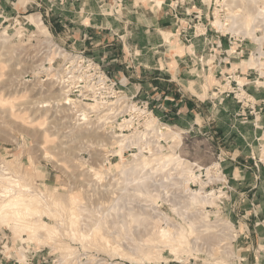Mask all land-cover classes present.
Masks as SVG:
<instances>
[{
	"label": "rangeland",
	"instance_id": "obj_1",
	"mask_svg": "<svg viewBox=\"0 0 264 264\" xmlns=\"http://www.w3.org/2000/svg\"><path fill=\"white\" fill-rule=\"evenodd\" d=\"M245 1L0 0V170L47 210L36 233L0 219V264H264V7L248 27L259 2ZM232 8L243 16L229 29ZM65 52L85 54L120 91L106 121L72 100L95 101L57 98ZM136 102L151 111L143 126ZM141 146L144 179L126 180L118 153L131 163ZM139 180L158 183L155 203ZM181 227L173 249L160 240Z\"/></svg>",
	"mask_w": 264,
	"mask_h": 264
},
{
	"label": "bare ground",
	"instance_id": "obj_2",
	"mask_svg": "<svg viewBox=\"0 0 264 264\" xmlns=\"http://www.w3.org/2000/svg\"><path fill=\"white\" fill-rule=\"evenodd\" d=\"M224 1V0H223ZM249 3H252V5L253 4H257L258 2H259V4L257 5V7H258V10H257V12L255 13L256 15H254L253 14V12L251 11V8L250 9H248L247 10V12L244 14L245 16H244V18H245V21L243 20V22L244 23H246V24H248V27H250V26H253L252 24L254 23V21H255V19L256 18H258L257 17V14L259 15V14H261V10H262V8L264 7V6H262L261 4H263L264 3V0H247ZM241 2H242V0H241ZM246 1L244 0V3H245ZM160 2H158V4H159ZM232 3V2H231ZM231 5H233V4H231ZM264 11V10H263ZM230 13H229V15L230 16H228L229 18H231L230 20H231V27L229 28V29H233V27H234V25H235V21H236V19L238 18V17H241V16H243L241 13H240V11H239V13L238 12H235L234 10H233V8L229 11ZM262 14H263V12H262ZM261 16V15H260ZM264 17L263 16H261V18H259V20H256L257 22H259L260 21V19H263ZM214 23L217 25V26H219V27H223V26H225V24L226 23H224V22H222L221 21V18H219V17H217V19L214 21ZM241 24H242V22H241ZM247 27V26H246ZM253 28V27H252ZM251 29V28H250ZM256 30V29H255ZM248 31V30H247ZM5 32V31H4ZM260 38V37H259ZM3 40H8L6 37H4L3 38ZM239 82H243V81H239ZM65 91L63 90V91H61V93H58L57 94V98L58 97H60V100H61V98L65 101V100H67L66 98L67 97H65ZM64 94V95H63ZM61 95H62V97H61ZM73 101V103H79L80 104V106L83 108V109H88L89 111H90V109H92V112H100L99 113V119L100 120H102V121H106V119L108 118V116H107V113H103V114H101V112L104 110L103 109V107H101V105L100 104H98V103H96V104H94V105H89L88 107H84V105H82L81 104V102H78L76 99L74 100H72ZM105 111V110H104ZM103 111V112H104ZM91 112V111H90ZM98 115V114H97ZM92 117V116H91ZM150 122V121H149ZM147 123V125H148V128H152L151 126H152V123ZM166 128H168L169 129V127L167 126ZM170 130V129H169ZM141 134V133H140ZM140 134L139 133H132V134H130V135H125V134H118V135H115L116 136V138L114 139V141L113 142H116V143H118L120 146H122L124 143H127V141H129V142H131V141H133L134 139H139V137H141L140 136ZM174 135H178V133H174ZM114 136V137H115ZM111 141H112V139H111ZM141 141V140H140ZM143 145V144H142ZM147 146V145H146ZM141 148H142V146H141ZM119 151V150H118ZM144 153H145V151H143V148H142V150L140 151V153H139V155H135V157H134V159H133V161L131 162V163H129L128 161H125L124 160V157H123V154H122V151L120 150L119 151V153L118 154H120V157H121V160H120V165H121V169H120V173H122L123 174V177H125L126 176V180H129V178H128V176H130L129 174H131V173H133V174H137V177L139 176V178L140 177H143V175L145 174V167L148 165V161H150V159L148 158V156H145L144 155ZM161 155V154H160ZM152 156V155H151ZM150 156V157H151ZM165 156H167V154H162L161 156H159V159L157 158L156 159V162H157V160H161V162L162 161H164L163 159H166V158H163V157H165ZM158 157V156H157ZM169 158V157H168ZM154 161H155V159H154ZM166 161V160H165ZM181 161V160H180ZM159 162V161H158ZM181 164H183L182 163V161H181ZM145 168V169H144ZM7 170L6 169H4V168H2L1 170H0V219L1 220H4V221H7V220H11L12 222H14V223H18V222H23V221H26L27 223H24L25 224V226H26V230L27 231H29V232H34V233H36V231L37 230H39V228L37 227V225L39 226V223H38V221L40 220L39 218H37L36 216H38L39 214H41V213H45L47 210H45V206L43 205V203H42V201L36 196V195H34V193L33 194H31V195H26L27 193H26V189H25V187L27 188V186H24L22 189H18V187H17V189H16V187L15 186H17V185H20L19 184V182H18V180H16L15 178H13V177H11V176H9V175H7L8 173L6 172ZM193 173V172H192ZM98 174V173H97ZM120 175V174H119ZM125 175V176H124ZM98 177H97V181H102V178H103V176H101V174H98L97 175ZM134 176V175H133ZM147 176L149 177V175L147 174ZM168 176H169V174H168ZM146 177V176H145ZM148 177H146V178H148ZM193 177L195 178L196 176H195V174L193 173ZM120 178H121V176H120ZM145 178V179H146ZM135 179H137V178H135ZM135 179H133V181L135 180ZM141 179V178H140ZM143 179H144V177H143ZM148 179H150V178H148ZM142 180V179H141ZM141 180H139L138 182L140 183V186L142 185V183H143V181H142V183H141ZM21 181V180H20ZM127 182H129V181H127ZM127 182H125V184L124 183H122V185L124 184L125 186H126V183ZM136 182V181H135ZM163 182H165V181H163ZM132 183V182H131ZM134 183V182H133ZM137 183V182H136ZM169 183V182H168ZM171 183V182H170ZM116 185H117V183H115ZM118 184H119V181H118ZM160 184H162V182L160 183ZM166 184V183H165ZM119 185H121V183L119 184ZM156 186V185H158V183H155V180L154 181H152V183L151 184H149V182H148V184L147 185H143V186H141V188H136V185H135V187H133L132 189H134V188H136V189H141V190H143V192H144V194L148 197V198H146V199H150L153 203H155V201H156V199H157V194H155V193H153L152 192V186ZM170 185V184H169ZM97 186V185H96ZM138 186H139V184H138ZM137 186V187H138ZM139 186V187H140ZM160 186H163V185H160ZM168 186V185H167ZM166 186V187H167ZM6 187H7V189H6ZM15 187V188H14ZM98 187V186H97ZM103 187V186H102ZM106 187V186H105ZM110 187H112V186H110ZM109 187V188H110ZM116 187V186H115ZM165 187V188H166ZM9 188V189H8ZM104 188V187H103ZM108 188V187H107ZM125 188H127V187H125ZM124 188V189H125ZM163 188V187H162ZM155 189V188H154ZM96 190V189H95ZM97 190H99V189H97ZM113 190H114V188H113ZM127 190V189H126ZM125 190V191H126ZM129 190H130V188H129ZM134 191V190H133ZM35 192V191H34ZM38 192V191H37ZM97 192V191H96ZM134 192H136V191H134ZM139 192V191H138ZM190 192V191H189ZM195 192V191H194ZM104 193V192H103ZM113 193V192H112ZM192 193V192H191ZM197 193V192H196ZM200 193V192H199ZM92 194V193H91ZM138 194V193H137ZM168 194V193H167ZM179 191L178 192H173V195H174V198H176L177 196H179ZM48 195V194H47ZM168 195H170V196H172L173 197V195H171V193L170 194H168ZM180 195H184V194H180ZM201 196V195H200ZM192 197H193V199H196V196H195V194H193L192 195ZM204 197H206V198H208V196L206 195H204ZM54 199V198H53ZM57 199V198H56ZM46 200V199H45ZM60 200V199H59ZM52 201V200H51ZM71 202H72V205L73 206H70V207H68V211H69V213L71 214V215H75V214H77V209L75 208V205L74 204H76L75 202L77 201V199H74V198H71V200H70ZM47 202V201H46ZM54 202H55V200H54ZM62 203H65V202H63V201H61ZM61 202H58L57 201V203L59 204V205H62V203ZM119 202H120V200H119V198H116V202H111V204L108 206V208H110V209H112V211L113 210H116L117 211V209H120V205H119ZM51 203V202H50ZM67 203V202H66ZM52 204H53V202H52ZM71 204V203H70ZM58 205V207H60ZM67 205H69L68 203H67ZM55 206H57V204H55ZM65 206V205H64ZM143 206V205H142ZM47 207H48V205H47ZM53 207V206H52ZM63 207V206H62ZM61 207V208H62ZM153 208H154V206H152ZM49 208V207H48ZM57 208V207H56ZM64 208H67V207H64ZM139 208V207H138ZM141 208V207H140ZM51 209V208H50ZM145 209V208H144ZM66 210V209H65ZM142 210V209H141ZM50 211V210H49ZM57 211V210H56ZM61 211V210H60ZM109 211V210H108ZM116 211H114V212H116ZM119 211V210H118ZM59 212V211H58ZM142 212H145V210L143 211L142 210ZM161 212V211H160ZM66 213H68V212H66ZM66 213H65V215H66ZM68 213V214H69ZM107 213V212H106ZM105 213V214H106ZM138 214H139V212H137ZM53 214V213H52ZM79 214H80V212H79ZM79 214H78V216H79ZM132 214H134L133 212H132V210L131 209H129V211H128V216H131ZM142 214H145V213H142ZM141 214V215H142ZM158 214H160L159 212H158ZM161 214H162V212H161ZM165 214V213H164ZM47 215V214H46ZM63 215H64V213H63ZM102 215H104V214H102ZM140 215V214H139ZM56 216V215H55ZM67 216V219L69 218L68 217V215H66ZM70 216V215H69ZM125 216V215H124ZM164 216H166V215H164ZM35 217L37 218V220H35ZM61 217H63V216H61ZM73 217H75V216H73ZM122 218H123V215L121 216ZM64 218V217H63ZM71 218H72V216H71ZM78 218V217H77ZM103 218V217H102ZM101 218V219H102ZM76 219V218H75ZM101 219H100V221H98V225L96 226V227H102V225L104 224L102 221H101ZM0 220V221H1ZM73 220H74V218H73ZM78 220V219H77ZM41 221V220H40ZM39 221V222H40ZM63 222V221H62ZM77 223H79L78 221H76ZM61 223V222H60ZM65 223H67L68 224V220H67V222H65ZM70 223V222H69ZM75 223V222H74ZM73 223V224H74ZM228 223V222H227ZM41 224V223H40ZM224 224V223H223ZM23 225V224H22ZM42 225V224H41ZM44 225H45V222H44ZM46 226V225H45ZM72 226H74V225H72ZM229 226V225H228ZM37 227V228H36ZM44 226L42 225V228H43ZM77 227V226H76ZM75 227V228H76ZM50 228V227H49ZM51 228H53V227H51ZM62 228V227H61ZM37 229V230H36ZM70 229V228H69ZM72 229V228H71ZM44 230V229H43ZM43 230H41V232L43 231ZM53 230H57L55 227L52 229V230H50V231H53ZM75 229H73V231H74ZM46 231H48V227L46 228ZM60 231V230H59ZM76 231H77V229H76ZM44 232H45V230H44ZM57 232V231H56ZM75 232V231H74ZM81 232V231H80ZM85 232V231H84ZM100 232H102V230L100 231ZM38 233V232H37ZM47 233V232H46ZM46 233H44L43 234V236L44 237H47V236H45V234ZM71 233H72V231H71ZM77 233V235L79 234L78 232H76ZM89 233V232H88ZM99 233V232H98ZM98 233H95V235H97L98 236ZM39 234V233H38ZM38 234H37V237H38ZM48 234V233H47ZM68 234V233H67ZM17 235H19L18 233H17ZM33 235V234H32ZM58 235V234H57ZM94 235V234H93ZM100 235V234H99ZM103 235V234H102ZM31 236V235H30ZM42 236V235H41ZM49 236V235H48ZM50 236H52V235H50ZM49 236V237H50ZM55 236V235H54ZM72 236V235H71ZM82 236L84 237L85 236V234L83 233L82 234ZM96 236V237H97ZM111 236V235H110ZM36 237V236H35ZM53 237V236H52ZM74 237V236H73ZM79 237V236H78ZM89 237V236H88ZM93 237V236H92ZM95 237V238H96ZM160 240L163 242V243H165V245H168V246H170L172 249L174 248V244H176L177 242H182V241H185L186 240V234H185V230L184 229H182V227H181V229H180V231H178L177 232V234H175V233H173L172 231H170L169 229H162L161 230V232H160ZM75 238V237H74ZM85 238V237H84ZM91 238V237H90ZM90 238L88 239L89 240V242H90ZM42 239H43V237H42ZM50 239V238H49ZM104 239H106V238H104ZM40 240V239H39ZM91 240H93V239H91ZM156 240V239H155ZM82 241H84L83 240V238H82ZM96 242L98 241L97 240V238H96V240H95ZM101 241H102V239H101ZM106 241H108V240H105V242ZM150 241L151 242H155L153 239H150ZM47 242V241H46ZM99 242V241H98ZM103 242V241H102ZM157 242V241H156ZM92 243V242H91ZM94 243V242H93ZM149 243V242H148ZM96 244V243H95ZM105 244V243H104ZM109 244V243H108ZM146 244V243H145ZM89 245V244H88ZM98 245L100 246V244L98 243ZM107 245V244H106ZM112 246V245H111ZM116 246V245H115ZM107 247V246H106ZM114 248V247H113ZM113 248H112V250H113ZM114 250H116V252L119 250L118 249V247H116ZM140 251V250H139ZM144 251V250H143ZM143 251H141V252H143ZM124 252V251H123ZM138 252V249L136 250V253ZM140 253V252H139ZM154 256V254H153V251L152 250H149V251H146L145 253L143 252V257L144 258H146V259H149V260H151L152 258H154L153 257ZM132 259H136V258H132Z\"/></svg>",
	"mask_w": 264,
	"mask_h": 264
},
{
	"label": "built area",
	"instance_id": "obj_3",
	"mask_svg": "<svg viewBox=\"0 0 264 264\" xmlns=\"http://www.w3.org/2000/svg\"><path fill=\"white\" fill-rule=\"evenodd\" d=\"M64 55L67 56L62 63L63 74L61 75L68 99L82 96L88 101L101 104L107 116L114 115L116 110L113 106L120 99V91L115 90L107 74L83 53L65 52ZM106 85L111 87H106ZM136 104V107H133L137 114L135 118L138 124L143 126L151 111L147 102H136Z\"/></svg>",
	"mask_w": 264,
	"mask_h": 264
},
{
	"label": "crops",
	"instance_id": "obj_4",
	"mask_svg": "<svg viewBox=\"0 0 264 264\" xmlns=\"http://www.w3.org/2000/svg\"><path fill=\"white\" fill-rule=\"evenodd\" d=\"M162 2H163V1L160 2V5H162ZM192 95L195 96V94H192ZM192 98H193V97H192ZM195 98H196V96H195ZM193 99H194V98H193ZM194 100H195V99H194ZM178 102H180V101H178ZM178 102H177V103H178ZM186 107H187V104L181 105V107H180L179 109H177L176 111H177V112L185 111V108H186ZM172 112H173V111H172Z\"/></svg>",
	"mask_w": 264,
	"mask_h": 264
}]
</instances>
